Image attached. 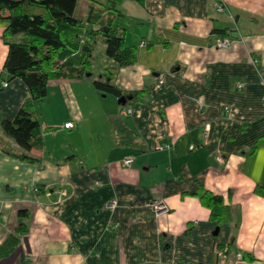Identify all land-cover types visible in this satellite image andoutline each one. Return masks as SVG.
Listing matches in <instances>:
<instances>
[{
    "label": "crops",
    "instance_id": "crops-1",
    "mask_svg": "<svg viewBox=\"0 0 264 264\" xmlns=\"http://www.w3.org/2000/svg\"><path fill=\"white\" fill-rule=\"evenodd\" d=\"M111 13L135 63L120 66L97 45L84 77L51 78L34 103L38 160L16 157L0 128V245L18 210L29 212L0 264H264V194L255 190L264 187V0H116ZM215 29L235 39L230 48L214 45L223 37ZM107 77L127 102L95 88ZM28 97L21 79L0 85V122ZM113 119L135 143H117ZM199 187L222 195L224 223L211 219ZM156 201L167 209L156 213Z\"/></svg>",
    "mask_w": 264,
    "mask_h": 264
},
{
    "label": "trees",
    "instance_id": "trees-1",
    "mask_svg": "<svg viewBox=\"0 0 264 264\" xmlns=\"http://www.w3.org/2000/svg\"><path fill=\"white\" fill-rule=\"evenodd\" d=\"M0 0V20L5 23L3 31L7 52L3 72L7 79L18 78L27 86L29 97L19 107L13 119L0 122L2 132L11 138L21 150L14 155L29 161L38 160L30 151L42 144L40 126L34 103L45 98L48 81L53 77H84L89 73L90 58L99 43L104 44L105 55L120 66L135 63V46L125 42L124 31L114 23L116 0ZM220 35H229L225 29H215ZM142 42V41H141ZM95 88L117 97L125 93L110 83L93 80ZM140 91L129 92L131 100L138 99ZM127 102V101H126ZM118 144L135 143L136 133L128 129L120 119H113ZM8 152V151H7ZM256 192L264 194V187L256 186ZM202 204L210 209L211 219L217 226L228 218V208L220 194L199 187L197 192ZM26 209L18 210L19 222L14 233L0 245V254L10 253L26 231ZM225 253L226 249L217 248ZM239 252V251H237ZM235 252V258L236 253ZM242 253V258L245 254Z\"/></svg>",
    "mask_w": 264,
    "mask_h": 264
},
{
    "label": "built area",
    "instance_id": "built-area-1",
    "mask_svg": "<svg viewBox=\"0 0 264 264\" xmlns=\"http://www.w3.org/2000/svg\"><path fill=\"white\" fill-rule=\"evenodd\" d=\"M214 7H215V10L217 12H225L226 11V6L223 2H215L214 4ZM235 41V39L233 37H230V36H223V37H218L215 42H214V45L217 46V47H221V48H230L233 44V42ZM251 61L252 63H257L258 62V57L257 56H254L251 58ZM8 85L7 82H2V86L3 87H6ZM238 87H242V84H237ZM64 126L65 127H72L73 126V123L71 121H68L66 123H64ZM160 149H162V147H159ZM191 149L194 148L193 145L190 146ZM133 162V157L132 156H128L126 158H124L122 161H121V165L124 166V167H128L132 164ZM117 204V201L115 199H112L111 202H110V206L112 208H114ZM151 207L153 208V210L156 212V213H160L162 211H165L167 209L165 203L163 201H156L154 203L151 204ZM219 254H223V252H219ZM236 259L237 260H241L242 259V253L241 252H237L236 253Z\"/></svg>",
    "mask_w": 264,
    "mask_h": 264
},
{
    "label": "rangeland",
    "instance_id": "rangeland-1",
    "mask_svg": "<svg viewBox=\"0 0 264 264\" xmlns=\"http://www.w3.org/2000/svg\"><path fill=\"white\" fill-rule=\"evenodd\" d=\"M81 1H82V0H79V2H78V5H77L76 10H75V15H77V9H79V7H80V5H81ZM127 42H128V43H131V40L128 38V39H127ZM100 46H103V47H104V44H103V43H99V44H98V47H100ZM107 97H109L108 99H114V97L111 96V95H110V96H107ZM107 97L105 98L106 100L104 99L105 102H103V103L109 105L111 102H109V100H107ZM111 101H112V100H111ZM112 102H113V101H112ZM46 113H47V114H50V112L47 111V110H46Z\"/></svg>",
    "mask_w": 264,
    "mask_h": 264
},
{
    "label": "water",
    "instance_id": "water-1",
    "mask_svg": "<svg viewBox=\"0 0 264 264\" xmlns=\"http://www.w3.org/2000/svg\"><path fill=\"white\" fill-rule=\"evenodd\" d=\"M126 99H127V98H126L125 96H121V97L119 98L118 102L124 104V103L126 102ZM217 231H218V228H216L214 234H216Z\"/></svg>",
    "mask_w": 264,
    "mask_h": 264
}]
</instances>
